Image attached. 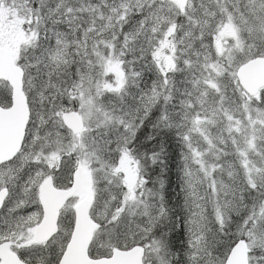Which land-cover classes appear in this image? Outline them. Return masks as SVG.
<instances>
[{"label": "snow or ice", "instance_id": "1", "mask_svg": "<svg viewBox=\"0 0 264 264\" xmlns=\"http://www.w3.org/2000/svg\"><path fill=\"white\" fill-rule=\"evenodd\" d=\"M0 264H264V0H0Z\"/></svg>", "mask_w": 264, "mask_h": 264}]
</instances>
